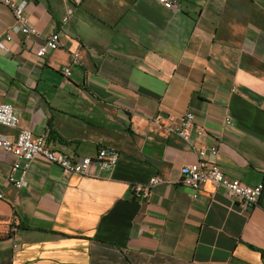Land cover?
<instances>
[{"label":"crops","instance_id":"0c3cea01","mask_svg":"<svg viewBox=\"0 0 264 264\" xmlns=\"http://www.w3.org/2000/svg\"><path fill=\"white\" fill-rule=\"evenodd\" d=\"M169 1L177 9L32 0L30 37L0 4V105L19 129L48 133L54 151L118 155L112 170L86 177L37 158L18 190L6 178L22 171L0 153V264H264V0ZM57 31L59 49L36 57ZM73 52L81 65L64 81ZM188 113L190 144L153 123ZM18 132L0 125V138ZM210 145L227 177L263 186L255 206L241 211L212 183L194 199L180 183ZM154 176L165 183L137 199L132 189Z\"/></svg>","mask_w":264,"mask_h":264},{"label":"built area","instance_id":"2783aa9c","mask_svg":"<svg viewBox=\"0 0 264 264\" xmlns=\"http://www.w3.org/2000/svg\"><path fill=\"white\" fill-rule=\"evenodd\" d=\"M75 6H80L87 0H71ZM32 0H0V4L5 6L12 13L16 27L19 32L26 36H37V30L29 27L24 15L25 7ZM157 7L166 10H175L177 5L169 0H153ZM69 15L62 19V24L67 25ZM61 32H54L36 51V57L43 58L49 51H56L60 47ZM10 40L7 37V41ZM0 50L7 51L5 42L0 41ZM81 65V57L78 52L71 54L70 66L62 69L64 81H68L71 77V67ZM194 116L191 113L185 114L179 119H171L168 117L157 116L153 119V123L162 128L168 135H174L181 139L185 144H190L192 124ZM20 117L9 104L0 105V125L17 129L19 132L14 140L8 138H0V153L11 155L14 158L13 170H21L20 179L8 176L6 181L16 189H21L25 185V174L30 164L37 158H42L49 164L56 165L61 168L65 176L78 175L86 177L92 167L99 170H112L117 162L118 155L107 149H100L94 157L75 158L62 152H57L47 146L48 133L34 137L31 131L19 129ZM226 124L230 125V119H226ZM205 131L198 129L196 135L198 138L203 137ZM219 149L216 145H210L198 151V160L196 163L188 165L181 171L180 183L191 190L192 198L196 199L198 194L206 183H212L218 188L225 191L227 197L238 204L241 211L255 206L261 196L263 186H247L238 180L227 177L221 170L217 158ZM165 181L159 177H151L144 185H137L132 189L133 195L137 199L149 196L151 189L157 185L164 184ZM0 193V200L3 199ZM17 248V245L14 246Z\"/></svg>","mask_w":264,"mask_h":264}]
</instances>
